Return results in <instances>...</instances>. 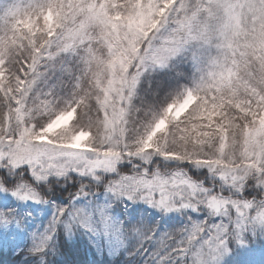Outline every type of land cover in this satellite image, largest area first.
Returning <instances> with one entry per match:
<instances>
[{
  "label": "snow or ice",
  "instance_id": "1",
  "mask_svg": "<svg viewBox=\"0 0 264 264\" xmlns=\"http://www.w3.org/2000/svg\"><path fill=\"white\" fill-rule=\"evenodd\" d=\"M0 264H264V0H0Z\"/></svg>",
  "mask_w": 264,
  "mask_h": 264
}]
</instances>
